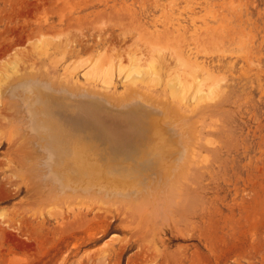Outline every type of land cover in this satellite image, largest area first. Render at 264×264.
<instances>
[{
    "label": "rangeland",
    "instance_id": "374dc122",
    "mask_svg": "<svg viewBox=\"0 0 264 264\" xmlns=\"http://www.w3.org/2000/svg\"><path fill=\"white\" fill-rule=\"evenodd\" d=\"M152 20L182 33L177 39L198 62L187 65L190 72L174 51H156L141 39ZM182 51L185 57L188 50ZM102 57L110 63L111 87L100 74L92 79ZM152 59L156 86L146 75ZM46 69L57 77L66 71L118 107L136 96L147 99L148 90L174 105L182 90L183 115L174 124L183 144L198 137L190 145L198 157L180 164L167 190L153 184L159 195L141 205L66 198L52 215L40 170L32 165L30 178L13 177L23 188L27 181L36 186L21 192L7 184L13 172L5 168L0 264H264V0H0V121L15 111L19 116L11 87ZM170 86L179 88L175 96ZM183 128L195 132L193 141ZM0 134L6 140L11 133ZM7 151L6 144L0 148V163L10 160Z\"/></svg>",
    "mask_w": 264,
    "mask_h": 264
},
{
    "label": "bare ground",
    "instance_id": "6f19581e",
    "mask_svg": "<svg viewBox=\"0 0 264 264\" xmlns=\"http://www.w3.org/2000/svg\"><path fill=\"white\" fill-rule=\"evenodd\" d=\"M157 22L153 21L154 25L151 26L152 28L150 30L146 25V35L143 34V37L146 38L147 36V38L145 39L141 36V39L146 40L145 42L148 46L156 49V51L161 52L171 49L170 51L176 53L174 54L172 52L175 57L178 54V58L183 60L186 68L189 64H198L197 59L190 51V45L184 43V46L181 40L177 39L183 36L182 33H176V35L174 34V29H171V31L169 28H164L166 25L164 27L162 26V29ZM168 30L171 32H168ZM139 33V35L142 34L141 32ZM182 49L188 50L184 54L185 57L183 56L184 52ZM100 58H98L96 66L94 67L95 69H93L97 70L94 72L95 76L89 77L93 79L97 75L98 77L101 75L100 77L103 78L102 81L105 87H111L110 80L112 78V72L110 63L109 61H104L106 59L103 57V59ZM189 67L187 70L190 72ZM47 71L49 72H46V75L45 73L44 75L30 73L29 77L23 76L19 82L15 78L17 84L14 87L12 86L13 88L11 87V95L19 99L20 112L17 118V115H15L17 111H15L14 116L17 119L13 118L14 120H12L14 116L11 119L6 116L5 122L0 121V130H8L13 134L6 137V140L0 137V148L4 147L5 144L8 145L7 155L10 156L8 162L0 163V178L5 174V168H10L13 173L7 177V184L16 187L19 186V191L21 192H30L32 187L33 190L36 187L32 186V182L28 183L26 180V187L23 188L20 186L22 182L19 183L17 179L13 180V177L21 176V179H27L31 176L29 166L33 165L34 170L39 169V177L49 186V192L46 194L45 199H43V203L45 208H49L50 214L54 210V205L66 198L87 199L99 204L102 203L101 205L104 206L108 203H113V205L121 203L125 206L124 209L128 205H133V207L137 203L141 205L145 203L146 197L150 198L152 194L157 193L155 192L157 189H154V193H152L153 191L151 192L153 190V184H155L153 188H156V186L157 188L158 186L160 187V184L163 187L168 184L170 178L177 176V169L180 168L179 166H181L180 164L182 162L192 159L191 157H198L194 155V149L196 148L193 149L196 146L193 145L197 143L198 137L193 141L196 136L195 132L192 130V133L190 130V132H186L187 130L184 129L186 128L185 125L192 124H185V122L183 129L184 131L186 130L185 133H188L191 141L194 142H192L193 147L190 146L192 143H182L181 135L183 136V134L177 131L178 125L174 124V122L181 120L177 119V115L180 116L179 114L183 113L180 111L181 108L178 106L180 108L178 109L177 107V104H183L184 99L182 90L180 93L176 91L179 88L175 89V87L170 86V89L174 88L171 92L172 95L173 92L175 94V91L178 93V96L176 95L178 103L176 104L174 102V105L162 102L159 99H153L151 96L153 92L150 90L146 91V93L140 90V94L142 95L141 92L145 93L148 97L147 99L145 95H142L145 96V99L144 97L136 96L131 101L126 100L122 105L118 104L121 106L118 107L116 104L110 103L112 102V95L110 98L111 101H108V99L106 100L107 97L99 93L96 94L91 89L90 92L92 93H90L89 89H85L84 84L79 85V80H75L76 82H74L73 76H68L66 71L63 72L62 76L58 77L55 73L50 72V70ZM156 73L152 59L146 70V75L150 78L148 81L151 80L155 83L156 78L153 76ZM89 75L93 74L90 73ZM180 79H177V83L178 80L183 83V80ZM103 84L101 85L104 86ZM184 84L187 85V81ZM147 85H151V82H147ZM182 86L184 85L182 84ZM110 87L109 90L111 89ZM176 87L178 86L176 85ZM132 91L137 92V90ZM106 93L105 95H107ZM18 122L24 125L21 129L18 127L19 130L16 129ZM15 135H19V137H15ZM184 140L183 138V142ZM190 162L192 163V160ZM14 167L19 168L21 172L15 171ZM166 187L161 189L167 190L168 187ZM36 189H39V187ZM157 195L159 194L157 193ZM162 196H160V199ZM152 208L154 209L155 207ZM135 209L133 210L135 211ZM143 211L142 208L141 213ZM128 212L126 214H129ZM122 214L118 216L120 217ZM138 215L135 216L139 217ZM129 216L128 219L131 217ZM146 219L149 220V218ZM122 220L123 223L127 221L124 218Z\"/></svg>",
    "mask_w": 264,
    "mask_h": 264
}]
</instances>
